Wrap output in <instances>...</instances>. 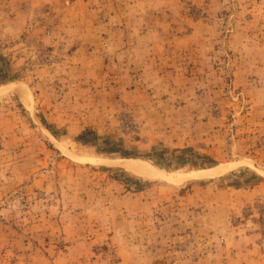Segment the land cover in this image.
Masks as SVG:
<instances>
[{
	"label": "rangeland",
	"instance_id": "obj_1",
	"mask_svg": "<svg viewBox=\"0 0 264 264\" xmlns=\"http://www.w3.org/2000/svg\"><path fill=\"white\" fill-rule=\"evenodd\" d=\"M0 89V264L264 260V0H0Z\"/></svg>",
	"mask_w": 264,
	"mask_h": 264
},
{
	"label": "bare ground",
	"instance_id": "obj_2",
	"mask_svg": "<svg viewBox=\"0 0 264 264\" xmlns=\"http://www.w3.org/2000/svg\"><path fill=\"white\" fill-rule=\"evenodd\" d=\"M2 89H0L1 91ZM116 162V161H115ZM117 165L124 168L126 171L130 172L131 174L138 176L140 178H145L149 180H160V179H169V180H186L190 179L191 177H198L202 179L206 178H213L215 176H219L228 170H230V166H217L215 168H211L205 171H202L199 174H192V173H182L179 172L176 175H168V176H161L154 172L147 164L141 163L135 160H120L116 162ZM198 173V172H197Z\"/></svg>",
	"mask_w": 264,
	"mask_h": 264
},
{
	"label": "crops",
	"instance_id": "obj_3",
	"mask_svg": "<svg viewBox=\"0 0 264 264\" xmlns=\"http://www.w3.org/2000/svg\"><path fill=\"white\" fill-rule=\"evenodd\" d=\"M261 190H264L263 188H261ZM258 192V191H257ZM263 199V198H262ZM254 252V251H253ZM261 261H263L262 262V264H264V260H263V258L260 260V259H257V262H258V264H261Z\"/></svg>",
	"mask_w": 264,
	"mask_h": 264
}]
</instances>
